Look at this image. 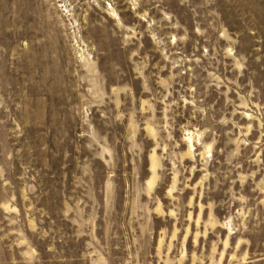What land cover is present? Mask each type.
<instances>
[{
    "label": "rangeland",
    "instance_id": "rangeland-1",
    "mask_svg": "<svg viewBox=\"0 0 264 264\" xmlns=\"http://www.w3.org/2000/svg\"><path fill=\"white\" fill-rule=\"evenodd\" d=\"M0 264H264V0H0Z\"/></svg>",
    "mask_w": 264,
    "mask_h": 264
}]
</instances>
